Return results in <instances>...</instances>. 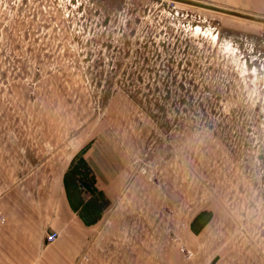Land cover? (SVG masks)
<instances>
[{
    "label": "rangeland",
    "instance_id": "374dc122",
    "mask_svg": "<svg viewBox=\"0 0 264 264\" xmlns=\"http://www.w3.org/2000/svg\"><path fill=\"white\" fill-rule=\"evenodd\" d=\"M199 1L264 18V0ZM64 174L104 210L74 264H264V23L0 0V191Z\"/></svg>",
    "mask_w": 264,
    "mask_h": 264
},
{
    "label": "crops",
    "instance_id": "0c3cea01",
    "mask_svg": "<svg viewBox=\"0 0 264 264\" xmlns=\"http://www.w3.org/2000/svg\"><path fill=\"white\" fill-rule=\"evenodd\" d=\"M75 180L64 174L62 188L37 196L24 186L0 191V212L6 220L0 222V264L75 263L83 245L78 229L97 224L104 214L96 195L87 196ZM47 228L61 232L49 245L42 233ZM135 262L140 264L137 257Z\"/></svg>",
    "mask_w": 264,
    "mask_h": 264
},
{
    "label": "water",
    "instance_id": "95a60500",
    "mask_svg": "<svg viewBox=\"0 0 264 264\" xmlns=\"http://www.w3.org/2000/svg\"><path fill=\"white\" fill-rule=\"evenodd\" d=\"M169 1L187 4L190 6H194V7H198V8L218 12V13H223V14H227V15H231V16H235V17H239V18H243V19H248V20L264 23V18H262V17H258L255 15H252V14H248L245 12L238 11V10L229 9V8L221 7L218 5L206 3L203 1H199V0H169Z\"/></svg>",
    "mask_w": 264,
    "mask_h": 264
},
{
    "label": "built area",
    "instance_id": "2783aa9c",
    "mask_svg": "<svg viewBox=\"0 0 264 264\" xmlns=\"http://www.w3.org/2000/svg\"><path fill=\"white\" fill-rule=\"evenodd\" d=\"M60 234L57 231H51L46 235V242L48 244L54 243L58 238Z\"/></svg>",
    "mask_w": 264,
    "mask_h": 264
},
{
    "label": "snow or ice",
    "instance_id": "6c2138e0",
    "mask_svg": "<svg viewBox=\"0 0 264 264\" xmlns=\"http://www.w3.org/2000/svg\"><path fill=\"white\" fill-rule=\"evenodd\" d=\"M196 31H197V32H199V31H200V29H197Z\"/></svg>",
    "mask_w": 264,
    "mask_h": 264
}]
</instances>
